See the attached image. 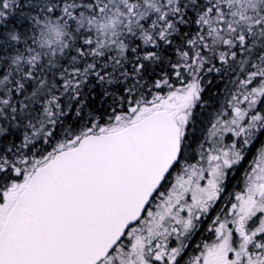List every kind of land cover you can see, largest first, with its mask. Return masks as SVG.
<instances>
[{"label":"snow or ice","instance_id":"snow-or-ice-1","mask_svg":"<svg viewBox=\"0 0 264 264\" xmlns=\"http://www.w3.org/2000/svg\"><path fill=\"white\" fill-rule=\"evenodd\" d=\"M0 264H264V0H0Z\"/></svg>","mask_w":264,"mask_h":264}]
</instances>
